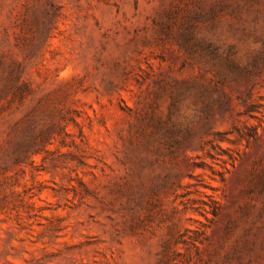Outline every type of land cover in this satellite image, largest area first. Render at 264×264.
<instances>
[{
    "label": "rangeland",
    "instance_id": "1",
    "mask_svg": "<svg viewBox=\"0 0 264 264\" xmlns=\"http://www.w3.org/2000/svg\"><path fill=\"white\" fill-rule=\"evenodd\" d=\"M0 264H264V0H0Z\"/></svg>",
    "mask_w": 264,
    "mask_h": 264
}]
</instances>
